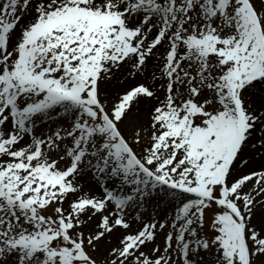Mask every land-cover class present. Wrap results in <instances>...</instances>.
<instances>
[{
  "label": "snow or ice",
  "instance_id": "6c2138e0",
  "mask_svg": "<svg viewBox=\"0 0 264 264\" xmlns=\"http://www.w3.org/2000/svg\"><path fill=\"white\" fill-rule=\"evenodd\" d=\"M0 264H264V0H0Z\"/></svg>",
  "mask_w": 264,
  "mask_h": 264
}]
</instances>
